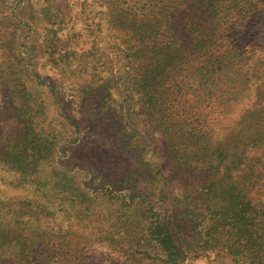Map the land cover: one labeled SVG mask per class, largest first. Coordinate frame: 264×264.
<instances>
[{
    "label": "rangeland",
    "instance_id": "1",
    "mask_svg": "<svg viewBox=\"0 0 264 264\" xmlns=\"http://www.w3.org/2000/svg\"><path fill=\"white\" fill-rule=\"evenodd\" d=\"M166 10L169 76L147 28ZM261 197L264 0H0V199L55 210L0 264H264Z\"/></svg>",
    "mask_w": 264,
    "mask_h": 264
},
{
    "label": "trees",
    "instance_id": "2",
    "mask_svg": "<svg viewBox=\"0 0 264 264\" xmlns=\"http://www.w3.org/2000/svg\"><path fill=\"white\" fill-rule=\"evenodd\" d=\"M165 1V0H164ZM188 2H191V0H187ZM188 4V3H185ZM188 9L190 6H186ZM158 16H162L163 23L160 26H148V30L151 29V32L155 34L154 39V46L156 49V57H166L165 63H166V76H169L172 72L176 73V66L177 61L179 59V48L183 45L177 47V45L174 43L175 36L178 38L180 31L179 28H177V23L172 21V17L175 16L169 10H166L165 13H159ZM142 17V16H140ZM136 17L135 15H131L130 11H127L125 9H120L118 11L117 16V24L121 26H127V23L130 20H137L138 22L145 21L143 18ZM148 17V16H145ZM144 26L142 27V29ZM156 31V33H155ZM136 52V51H135ZM137 57V56H136ZM132 59V57H131ZM176 61V63H175ZM133 63V60L131 61ZM130 62V63H131ZM176 71V72H175ZM128 72V70H127ZM160 78L162 79V76L160 75ZM118 82H121L122 84H130L132 82H137L133 75L130 73H120L117 77ZM111 78L107 77L103 79L105 82H110ZM161 83V80H159ZM108 87L112 88V85H107ZM129 88V87H128ZM128 88H125V90H129ZM55 175V174H53ZM250 175L254 179V181L257 179V175H260V172L256 170V167L252 166L250 170ZM123 176V173L121 174ZM124 179H126V173L125 176H123ZM46 185V183H44ZM261 201L262 200L261 197ZM73 207L71 210H69L73 215V221L71 225L75 226L77 224H80L81 219V200H72ZM50 205L54 206V204H41L39 201L30 200V201H22L17 202L14 200L5 201L0 199V218L3 220L6 215L9 217L8 225L5 227L2 226V222L0 221V256H4V247L2 245L3 238L7 237V234L10 233V237L16 241L17 236L19 235L20 229H31L34 226V223L38 224V228L43 226L44 228H48L49 225L46 226V220L51 217L55 213V210H51L49 207ZM64 209L63 206L58 207L59 211H62ZM253 213H264V211H260L259 209L251 206L249 209ZM68 210L65 209V212ZM44 218V219H43ZM6 219V218H5ZM13 223V225H11ZM157 229H162L161 225H157ZM152 234L154 233V229L150 228ZM43 233H47L45 229H41ZM61 232H66V230H62ZM64 237V236H63ZM160 244L165 245V248H174V252L177 251V247L174 245L172 241V235L168 228H165L162 235L161 233L158 234L156 237ZM25 241H30L31 239L26 237L24 239ZM28 251H30V246H26Z\"/></svg>",
    "mask_w": 264,
    "mask_h": 264
}]
</instances>
